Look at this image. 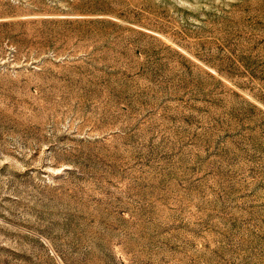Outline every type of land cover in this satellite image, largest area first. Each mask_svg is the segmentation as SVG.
Returning a JSON list of instances; mask_svg holds the SVG:
<instances>
[{
  "label": "rangeland",
  "instance_id": "374dc122",
  "mask_svg": "<svg viewBox=\"0 0 264 264\" xmlns=\"http://www.w3.org/2000/svg\"><path fill=\"white\" fill-rule=\"evenodd\" d=\"M0 264H264V0H0Z\"/></svg>",
  "mask_w": 264,
  "mask_h": 264
}]
</instances>
